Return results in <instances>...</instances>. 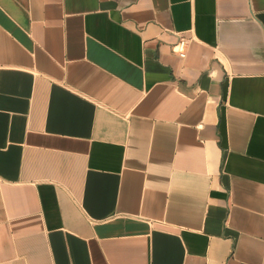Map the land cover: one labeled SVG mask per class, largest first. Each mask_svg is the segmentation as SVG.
Here are the masks:
<instances>
[{
    "label": "crops",
    "instance_id": "0c3cea01",
    "mask_svg": "<svg viewBox=\"0 0 264 264\" xmlns=\"http://www.w3.org/2000/svg\"><path fill=\"white\" fill-rule=\"evenodd\" d=\"M0 264H264V0H0Z\"/></svg>",
    "mask_w": 264,
    "mask_h": 264
},
{
    "label": "built area",
    "instance_id": "2783aa9c",
    "mask_svg": "<svg viewBox=\"0 0 264 264\" xmlns=\"http://www.w3.org/2000/svg\"><path fill=\"white\" fill-rule=\"evenodd\" d=\"M188 41V38L178 35L177 47L181 56H185L186 54V46L188 44Z\"/></svg>",
    "mask_w": 264,
    "mask_h": 264
}]
</instances>
